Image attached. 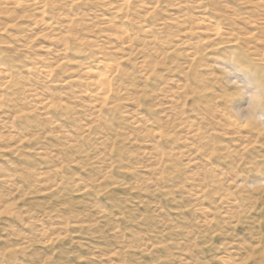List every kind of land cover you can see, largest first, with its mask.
Instances as JSON below:
<instances>
[{"label": "rangeland", "instance_id": "1", "mask_svg": "<svg viewBox=\"0 0 264 264\" xmlns=\"http://www.w3.org/2000/svg\"><path fill=\"white\" fill-rule=\"evenodd\" d=\"M119 2L0 0V264H251L264 0Z\"/></svg>", "mask_w": 264, "mask_h": 264}, {"label": "bare ground", "instance_id": "2", "mask_svg": "<svg viewBox=\"0 0 264 264\" xmlns=\"http://www.w3.org/2000/svg\"><path fill=\"white\" fill-rule=\"evenodd\" d=\"M29 1H34V0H29ZM82 0H70V2H75V3H78ZM127 4V0H120V2L117 4V6L115 7V9H118L120 6L122 5H125ZM116 11V10H114ZM214 30V35L217 36L218 32H219V27L217 26L216 28L214 27L213 28ZM98 69H92V68H88L87 69V73L91 74V75H94L93 76V88L95 89L93 95L95 98L99 99V100H105V98L109 95L110 93V82H111V79L109 78L110 74L112 73H115L116 72V69H115V66H114V63L111 59H108V58H102V60H99L98 63L95 65ZM243 70V78L245 80V82L248 83V85L251 86V89L247 92H245L246 94L249 93L247 95V98H246V102H247V107L243 108V109H235V114L236 116H239V117H243L245 114H246V111L248 109V106L250 105V103H252V97L253 96H257L260 94L261 90L264 89L263 85H262V81H261V78H259L258 76H256L254 73L250 72L249 70ZM42 74L44 76H47V75H50V71L46 68H44ZM257 111L258 113L260 114H264V106H258L257 108ZM227 121L230 122V124L234 125L233 127L235 126H249V124L247 122L245 123H238V122H235L234 121V118L232 117H227ZM237 128V127H236ZM241 128V127H240ZM238 129V128H237ZM261 129L264 130V128L261 127ZM260 130V129H259ZM258 130V131H259ZM258 181L259 182V179L258 180H253V182H256ZM262 187H263V191H264V182L261 184ZM254 189H257L256 187H253ZM262 206H263V209L261 210H258L256 212V214H260L259 215V219H258V224H254L255 225H259V229L262 228V230H258V232L262 231L260 233V235L258 236V238L260 237V239L256 240L257 244L255 246H253L252 249H250L251 247H249L250 250H252V252H255V253H258L255 255V257H251V259L249 260V262H251V264H264V200L262 201ZM203 210V209H202ZM205 210V209H204ZM204 215V214H203ZM251 217V216H250ZM258 217V216H257ZM262 219V220H261ZM248 221V220H247ZM223 222V221H222ZM252 222V221H250ZM241 225V224H240ZM248 225V224H247ZM253 225V226H255ZM251 226V224H250ZM248 226V227H250ZM257 227V226H256ZM255 227V228H256ZM254 229V228H253ZM219 230V229H218ZM230 230V229H229ZM249 230V229H248ZM252 229H250L249 231V235H251L250 233H252V235L254 234H257V233H254L255 231L257 232V230L255 231H251ZM245 231V230H244ZM217 232V231H216ZM215 232V233H216ZM246 232V231H245ZM248 232V231H247ZM263 233V234H262ZM213 234V233H212ZM243 234V233H242ZM214 235V234H213ZM212 235V236H213ZM248 235V234H247ZM251 235V236H252ZM254 237V236H253ZM251 238V237H250ZM249 238V239H250ZM257 238V237H256ZM234 239V238H233ZM232 239V240H233ZM253 239V238H252ZM255 239V238H254ZM255 241V240H254ZM249 242V241H248ZM247 242V243H248ZM236 244L238 242H235ZM245 243V242H244ZM232 244V246H231ZM229 244L231 247H233V243ZM241 244V243H240ZM218 246H222V245H218ZM224 246V245H223ZM248 245H246L247 247ZM251 246V244H250ZM237 247V246H235ZM244 249L245 245L244 246H241V249ZM218 248V247H217ZM221 248V247H219ZM227 248V247H226ZM225 248V249H226ZM237 248H240V245L237 247ZM213 249V248H212ZM248 249V248H247ZM224 250V249H223ZM245 250V249H244ZM228 251V250H226ZM236 254V252H234ZM216 257V256H214ZM216 260H218L219 262H221V264H237L235 263V256L233 258V255H232V252H229L228 254H226V256H220L218 258H215Z\"/></svg>", "mask_w": 264, "mask_h": 264}, {"label": "clouds", "instance_id": "3", "mask_svg": "<svg viewBox=\"0 0 264 264\" xmlns=\"http://www.w3.org/2000/svg\"><path fill=\"white\" fill-rule=\"evenodd\" d=\"M258 106H264V89L260 94L252 97V103L248 106L246 114L243 117L234 115V121L238 123L247 122L250 126H259L264 128V114L257 111Z\"/></svg>", "mask_w": 264, "mask_h": 264}]
</instances>
